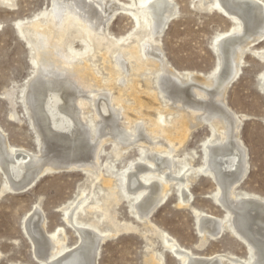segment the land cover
I'll list each match as a JSON object with an SVG mask.
<instances>
[{"label": "bare ground", "instance_id": "1", "mask_svg": "<svg viewBox=\"0 0 264 264\" xmlns=\"http://www.w3.org/2000/svg\"><path fill=\"white\" fill-rule=\"evenodd\" d=\"M1 2L14 7L12 0ZM201 5L232 22L215 38L218 63L209 77L182 73L162 54L159 36L177 14L173 0H50L45 15L19 20L17 30L35 67L21 102L36 134L37 151L11 145L0 127V194L27 191L42 176L64 170L80 169L88 177L99 178L104 143L127 149L137 141L149 143L158 138L148 146L149 153L142 151L149 166L140 162L123 174L124 196L132 198L133 213L151 223L149 216L168 195L169 182L178 187L182 202L190 201L189 191L183 189L192 174L180 178L174 174L191 170L183 163L174 171L172 151L193 129L208 124L199 171L215 182L214 199L224 211L220 216L194 211L197 229L215 240L229 227L249 257L201 256L167 233L157 232L182 264H224L225 258L233 264H264V198L235 192L247 173L248 155L239 138L242 120L225 102L228 86L239 75L244 50L264 62V51L253 49L264 39V0H201ZM119 14L130 17L136 28L118 38L107 26ZM95 48L103 50L106 76L92 60ZM261 75L264 85V71ZM158 95L170 104L161 107ZM173 112L176 117L168 123L166 115ZM112 153L117 157L122 152L113 149ZM102 181V196L85 194L84 188L76 201L63 208V220L77 233L74 245L67 244L60 225L46 229L37 204L26 213L22 229L39 264H98L104 232L130 231L131 225H120L114 216L115 181L112 177ZM90 198L93 201L88 202ZM88 210H98L99 215L92 212L95 219L80 217ZM102 219L105 229L100 228ZM146 262L161 264V256L152 251Z\"/></svg>", "mask_w": 264, "mask_h": 264}, {"label": "rangeland", "instance_id": "2", "mask_svg": "<svg viewBox=\"0 0 264 264\" xmlns=\"http://www.w3.org/2000/svg\"><path fill=\"white\" fill-rule=\"evenodd\" d=\"M12 2L14 4L12 8L6 3H0V127L11 145L37 151L36 134L30 127L21 102L35 67L31 62V51L21 39L16 24L19 20L31 19L39 13L45 15L50 8V0H12ZM173 2L177 6V14L159 36L158 43L162 54L173 68L182 73L192 71L197 75L209 77L218 63L219 53L215 47V38L228 30L232 22L215 9L202 6L201 0H173ZM135 28L132 19L122 14L116 15L107 26L108 31L118 38L133 32ZM74 45L79 47L78 44ZM253 49L263 52L264 39L253 45ZM101 52L102 49L95 48V56L92 60L102 75L106 76V71L102 68ZM262 71H264V62L251 50L245 49L239 75L228 86L225 102L242 120L239 138L248 155L247 173L235 192L264 198ZM140 96L146 97L143 93ZM158 96L161 107L165 108L170 104L160 95ZM130 101L131 99L128 98V102ZM173 113L166 115L168 123L176 117V113ZM200 126L193 129L181 145L177 143V147L172 151L173 170L177 171L183 163H187V167L191 170L182 171L179 175L174 174L175 178L192 174L193 179H189L187 188L183 189L185 192L189 191L190 201L188 204L182 202L178 187L169 182L168 195L149 216L151 223L137 218L133 213L132 198L124 196L123 174L127 168L132 169L140 162L143 166H149L144 160L142 151L149 153L150 145L159 141L158 138L155 141L149 139L148 144L137 141L127 149L112 142L104 143L100 151L102 171L99 178L88 177L80 169L64 170L42 176L27 191L1 193L0 264H39L31 254L30 242L22 229L26 213L33 210L36 204L38 213L45 218L46 229L51 231L60 225L67 236V244L74 245L77 233L73 226L63 220V208L71 201H76L81 189L84 188L85 194L95 193L96 196H102L105 192L102 180L110 177L116 183L115 192L118 195L117 202L113 204L115 219L120 225L126 223L135 229L133 231L132 228L130 231L122 229L117 234L104 232L106 236L99 247L98 264H148L146 261L152 251L161 256V264H182L179 256L165 246L157 229L201 256L218 254L223 258H228L229 255L248 258V249L239 239L233 237L229 227H226L224 233L222 231L215 240L202 236L197 229L194 211H205L217 216L222 215L224 211L214 199L215 182L199 171V166L204 161V141L210 132L208 124ZM214 134V138L218 137L217 133ZM113 149L122 152L121 155L114 156ZM2 183L3 176L0 172V190ZM91 201L92 198L88 202ZM92 212L99 215L98 210H88L80 217L95 219ZM226 220H229L228 217ZM103 221L105 219H102ZM103 223L100 225L101 229H105V222ZM223 262L233 264L226 258Z\"/></svg>", "mask_w": 264, "mask_h": 264}, {"label": "water", "instance_id": "3", "mask_svg": "<svg viewBox=\"0 0 264 264\" xmlns=\"http://www.w3.org/2000/svg\"><path fill=\"white\" fill-rule=\"evenodd\" d=\"M222 207V206H221ZM223 208V207H222Z\"/></svg>", "mask_w": 264, "mask_h": 264}]
</instances>
